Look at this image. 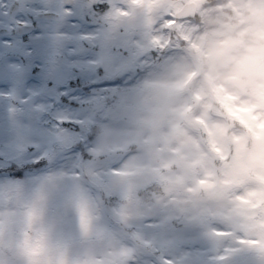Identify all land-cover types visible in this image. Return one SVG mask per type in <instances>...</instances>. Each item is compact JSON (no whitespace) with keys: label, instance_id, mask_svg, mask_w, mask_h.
Listing matches in <instances>:
<instances>
[{"label":"rangeland","instance_id":"1","mask_svg":"<svg viewBox=\"0 0 264 264\" xmlns=\"http://www.w3.org/2000/svg\"><path fill=\"white\" fill-rule=\"evenodd\" d=\"M57 1L0 41V264H264V0Z\"/></svg>","mask_w":264,"mask_h":264},{"label":"flooded vegetation","instance_id":"2","mask_svg":"<svg viewBox=\"0 0 264 264\" xmlns=\"http://www.w3.org/2000/svg\"><path fill=\"white\" fill-rule=\"evenodd\" d=\"M16 0H0V41L5 39L7 36H14L15 30L18 25L21 23H31L35 24L37 27L38 21L37 20H31V21H23L22 20V6L24 5V0H17L20 2L19 7L20 10L17 12H11V6L13 2ZM60 3L59 1L50 0L48 1L45 6L47 8L49 7H59ZM36 15H34V18ZM26 19H32V16H28ZM6 28L9 31L8 35H2L1 32L5 31ZM36 29V28H35ZM16 35V34H15ZM0 62H1V56H0Z\"/></svg>","mask_w":264,"mask_h":264},{"label":"snow or ice","instance_id":"3","mask_svg":"<svg viewBox=\"0 0 264 264\" xmlns=\"http://www.w3.org/2000/svg\"><path fill=\"white\" fill-rule=\"evenodd\" d=\"M112 51H113V53H115L117 51L116 45H113ZM102 56H103V53L100 49L98 52H96L95 56L93 57V61H94L93 67L95 68V70L98 73L101 72L102 70L107 71V67L102 61ZM22 70H23L22 66H19L16 64H9L8 68H7L6 75L14 78L17 74L21 73ZM17 92H18V89H17L16 85L14 84L13 88L7 91L4 98L10 99L12 96L16 95ZM45 110H47V105H43V104L36 105V111L43 112ZM9 111H10V109H9ZM29 127H30L32 134H35V135L42 134L41 128L36 127V126H29Z\"/></svg>","mask_w":264,"mask_h":264},{"label":"water","instance_id":"4","mask_svg":"<svg viewBox=\"0 0 264 264\" xmlns=\"http://www.w3.org/2000/svg\"><path fill=\"white\" fill-rule=\"evenodd\" d=\"M146 7H147L146 4H142V5H139L138 7H136L137 13H140L141 11H143L144 9H146ZM194 13H195V3L194 2H191V3L185 4L183 6V8L176 13V15L178 17H184V16H193ZM44 15L49 16V17L58 18L57 17V14L56 13H52V12L45 13ZM255 229H256L255 227L248 228L247 231L248 232H251V231H253Z\"/></svg>","mask_w":264,"mask_h":264}]
</instances>
